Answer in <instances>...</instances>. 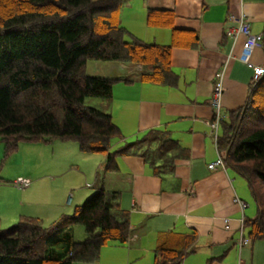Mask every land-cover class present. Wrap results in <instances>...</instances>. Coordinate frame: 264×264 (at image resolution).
I'll return each mask as SVG.
<instances>
[{"label": "trees", "instance_id": "1", "mask_svg": "<svg viewBox=\"0 0 264 264\" xmlns=\"http://www.w3.org/2000/svg\"><path fill=\"white\" fill-rule=\"evenodd\" d=\"M122 1L0 0V140L9 148L19 140H75L81 152L104 155L102 172L115 171L116 158L128 154L142 157L157 175L173 170L184 149L165 131L151 129L138 143L111 151V140L121 137L119 128L107 111L87 103L109 99L116 80L89 75V59L140 64L143 82H177L169 60L173 44L130 36L119 22ZM173 18L171 9L147 10V24L169 27L173 43H179L180 32L193 35L196 43V33L175 28ZM229 114L218 148L224 165L242 175L253 194L257 213L245 220L247 234L264 240V74ZM95 178L90 196L50 224L22 215L0 229V264L95 262L103 245L125 243L130 221L120 207V192L102 187L100 171ZM66 223L81 225L84 238L75 241L73 226ZM194 239L193 231L177 237L161 233L153 264H181Z\"/></svg>", "mask_w": 264, "mask_h": 264}, {"label": "crops", "instance_id": "2", "mask_svg": "<svg viewBox=\"0 0 264 264\" xmlns=\"http://www.w3.org/2000/svg\"><path fill=\"white\" fill-rule=\"evenodd\" d=\"M149 8L171 9L173 26L194 31L197 42H191L193 35L180 32L179 43H173L169 27L147 24ZM230 15H244L252 33H264V0H123L119 22L130 36L148 43L173 44L169 60L177 82H143L142 66L130 62L95 61L90 63L95 70L89 71L87 61L89 75L116 79L110 98L100 103L121 133L111 140L110 150L138 143L149 130L158 129L176 141L184 155L175 159L170 173L162 175L155 174L137 155L117 157V169L107 172H102L103 154L87 157L89 177L84 176L94 180L92 190L100 171L102 187L120 192V207L129 213V238L123 244L111 241L103 245L95 262L73 264H153L161 233L177 237L189 231L195 233V239L181 264H264V240L250 238L245 225L257 213L248 182L229 166L208 167L220 153L218 139L223 131L220 123L215 143L209 131L215 74L222 73L220 103L225 121L244 104L252 77V69L239 58L244 37L225 34ZM248 60L264 64L263 40ZM76 149L71 143V151ZM61 188L65 195L68 188ZM28 190L33 196L42 194L45 201L38 200L34 207L19 204L9 215L12 222L25 215L47 223L49 217L62 214V205H78L88 197L74 195V201L70 193L65 203L64 199L58 202L54 191L46 189L44 195L37 182Z\"/></svg>", "mask_w": 264, "mask_h": 264}, {"label": "rangeland", "instance_id": "3", "mask_svg": "<svg viewBox=\"0 0 264 264\" xmlns=\"http://www.w3.org/2000/svg\"><path fill=\"white\" fill-rule=\"evenodd\" d=\"M88 61V70L94 71L95 69L91 67L90 63L95 61L100 62L102 60L89 59ZM87 103L100 108L101 100L99 98H88ZM71 143L77 147L74 152L71 151ZM90 156L101 157L102 154H87L81 152L75 140H19L14 148H9L6 140L1 139L0 178H2V180L0 182V229H7L15 224L18 219L12 222L9 219V215L19 204L22 203L24 207H34L37 205L36 203L38 200L42 199L45 201L42 194L35 193L33 196L29 192L28 189L34 182L38 183V188L42 190L44 195L46 194V189L48 191H54V194L57 195L56 200L58 199V202L64 199L65 203L70 193L74 201H76L73 197L74 195L78 196L85 194V197L89 196L91 192H93L90 186L94 183V180L91 179L90 181L89 178L84 175L88 176L85 165L90 162L87 158ZM93 166L94 165L90 163V170H92ZM18 178L28 180L29 186L22 189L15 185L14 181ZM51 186H54L53 189L50 188ZM62 186L68 188L65 195L61 194L63 192ZM260 192L262 196H264V188L262 186ZM262 199H264V197ZM74 204L75 203L69 206L62 205L61 212L63 214L70 213ZM45 210L46 207L43 205L40 211L44 214ZM58 215L59 214L55 215V217H49V219L46 220L47 223L42 222L43 225L50 224L52 221L56 220V216ZM69 225L73 226L74 240L81 241L84 238L83 227L74 223H70Z\"/></svg>", "mask_w": 264, "mask_h": 264}, {"label": "built area", "instance_id": "4", "mask_svg": "<svg viewBox=\"0 0 264 264\" xmlns=\"http://www.w3.org/2000/svg\"><path fill=\"white\" fill-rule=\"evenodd\" d=\"M229 26L226 27L225 34L228 37H235L242 35L244 37L243 48L239 58L243 60L248 67L252 69L251 80L255 81L264 74V64L256 65L248 60V56L254 47L261 45L262 35L254 34L251 32L247 19L244 15H230L228 17ZM222 73L219 71L215 74V81L213 83V90L211 98L209 99L210 105L213 107L214 113L211 121L209 122L210 134L212 135L215 143L218 139V128L220 123L225 119L221 111L220 97L223 91L221 82ZM210 169L224 167L223 157L218 154L215 161L208 164ZM15 183L20 187H26L28 181L24 179H17ZM243 205V203H241Z\"/></svg>", "mask_w": 264, "mask_h": 264}]
</instances>
